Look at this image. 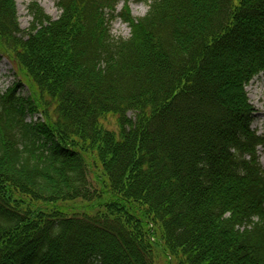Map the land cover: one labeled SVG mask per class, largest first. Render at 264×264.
<instances>
[{
	"label": "trees",
	"instance_id": "trees-1",
	"mask_svg": "<svg viewBox=\"0 0 264 264\" xmlns=\"http://www.w3.org/2000/svg\"><path fill=\"white\" fill-rule=\"evenodd\" d=\"M127 1L0 0V264H264V0Z\"/></svg>",
	"mask_w": 264,
	"mask_h": 264
},
{
	"label": "rangeland",
	"instance_id": "rangeland-1",
	"mask_svg": "<svg viewBox=\"0 0 264 264\" xmlns=\"http://www.w3.org/2000/svg\"><path fill=\"white\" fill-rule=\"evenodd\" d=\"M17 6V13L20 26L22 30L26 31L32 21V17L28 13V5L32 2H38L40 6L50 15L53 19H57L60 16V10L56 6L57 0H15ZM129 12L133 18L144 17L148 12V6L144 0H128L127 4L121 2L117 5L114 18L110 21L111 34L114 37L129 38L131 36V27L124 23L119 18L122 13ZM111 15V13H110ZM14 65L7 59L2 57L0 60V88L4 91L6 88L12 86L17 80L15 75ZM23 94L28 95V89L24 88ZM247 94L250 104L255 110V119L253 122V129L257 131L259 135L264 136V73H261L248 85ZM104 125L115 130L116 120L113 117H109L104 120ZM259 157L262 166L264 167V149L259 148ZM80 209L79 211H82ZM91 210V209H89ZM155 264H176V260L170 262L169 256L163 254V251L159 248L156 249Z\"/></svg>",
	"mask_w": 264,
	"mask_h": 264
}]
</instances>
